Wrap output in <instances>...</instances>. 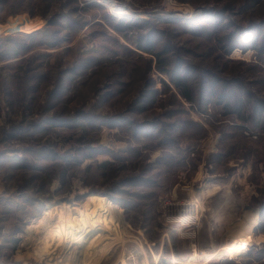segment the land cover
I'll use <instances>...</instances> for the list:
<instances>
[{"label": "rangeland", "instance_id": "rangeland-1", "mask_svg": "<svg viewBox=\"0 0 264 264\" xmlns=\"http://www.w3.org/2000/svg\"><path fill=\"white\" fill-rule=\"evenodd\" d=\"M259 100L264 0H0V264H57L72 242L43 244L74 209L105 219L72 264H264Z\"/></svg>", "mask_w": 264, "mask_h": 264}, {"label": "bare ground", "instance_id": "bare-ground-1", "mask_svg": "<svg viewBox=\"0 0 264 264\" xmlns=\"http://www.w3.org/2000/svg\"><path fill=\"white\" fill-rule=\"evenodd\" d=\"M113 8V7H112ZM117 14H125L127 13V10L124 9H115L114 10ZM200 199L197 198V201L195 200L193 203L196 206V208L199 210L200 206L202 205L201 202H199ZM67 210V209H66ZM72 212H69L68 221L65 222V226H63L62 229L57 228H51L48 231V237L44 241V249L48 254L54 253L55 251H58L59 248L67 246V242H72V248L69 250V253H66L62 258V253H58V256H60L59 260L56 262L57 264H72L75 261V253L78 249V246H80L83 243L84 238L87 234L83 235L80 232L82 229H87L86 226H90V223L93 225H98L97 223H100L105 219L101 216H96L92 213H81V217H77L75 215L76 210H71ZM75 215V216H74ZM104 218V219H103ZM190 219V218H188ZM184 224H188L187 220H182ZM246 221H247V227H252L257 222L256 215H246ZM103 223V222H102ZM45 224V223H44ZM189 225V224H188ZM44 229V227H43ZM251 230V229H249ZM84 232V231H83ZM251 231H246L243 233H240L237 235V242H228L225 244L222 248L220 247L219 250H215L214 252L208 254V258H211L213 255H236L242 252L243 250V244L251 242ZM240 242L242 244H240ZM195 253V252H194ZM77 254V253H76ZM194 255V254H193ZM195 256V255H194ZM67 257V258H66ZM193 257V256H192ZM198 258V257H196ZM195 258V259H196ZM207 258V260H208ZM77 259H79L77 257ZM210 260V259H209Z\"/></svg>", "mask_w": 264, "mask_h": 264}, {"label": "trees", "instance_id": "trees-1", "mask_svg": "<svg viewBox=\"0 0 264 264\" xmlns=\"http://www.w3.org/2000/svg\"><path fill=\"white\" fill-rule=\"evenodd\" d=\"M122 20V19H121ZM133 21H125L123 20L121 22V26H118L119 30H123L122 28H126L129 29L130 28V23H133ZM125 23V24H124ZM146 39V38H145ZM144 39V40H145ZM221 39H225L226 38H219L218 39V43H225L226 44V53L231 52L234 48H236V45L239 44L235 41H233V39H228L229 43L227 42V40L224 42ZM234 42V43H233ZM145 46L144 44L140 43V48L146 51H149L151 53H153L156 58H157V67L159 69H161L163 72H167L170 74V78L172 80V82H174V85L176 86V88L178 89L179 93L188 101L193 102V103H197V104H202L204 103V99H203V91H196L195 86L192 84V82H190L187 77L185 76V73L181 72V68H179L178 66L180 65H172L171 62V58L170 56H166L168 50L167 49H162V50H154V45L150 44V42L146 43ZM184 66V65H183ZM260 102L257 104V111L259 113H264V100H259ZM237 104H238V108L234 109V112H237V114L240 116V118H242L243 120H248L250 115H246L244 109V103L243 101H241V98L237 100ZM234 105V104H233ZM107 165V164H104ZM249 251H251V248H249Z\"/></svg>", "mask_w": 264, "mask_h": 264}]
</instances>
